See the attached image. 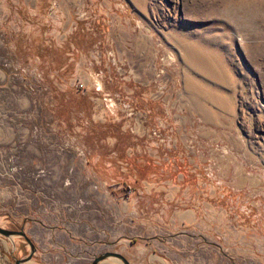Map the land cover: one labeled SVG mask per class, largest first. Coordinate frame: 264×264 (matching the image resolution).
I'll return each mask as SVG.
<instances>
[{
	"label": "rangeland",
	"instance_id": "1",
	"mask_svg": "<svg viewBox=\"0 0 264 264\" xmlns=\"http://www.w3.org/2000/svg\"><path fill=\"white\" fill-rule=\"evenodd\" d=\"M7 1L0 226L34 244L22 264H264V0ZM29 253L0 234V264Z\"/></svg>",
	"mask_w": 264,
	"mask_h": 264
},
{
	"label": "water",
	"instance_id": "2",
	"mask_svg": "<svg viewBox=\"0 0 264 264\" xmlns=\"http://www.w3.org/2000/svg\"><path fill=\"white\" fill-rule=\"evenodd\" d=\"M0 234L5 236V237H11L13 235L22 236L30 246L29 255L26 256L25 258L15 260V264H22V263L27 262L31 259L32 255L35 251V246L32 243V241L30 240V238L26 235V232L23 229L13 230V229H6V228H3L0 226ZM109 257L117 258L123 264H130V262L126 259V257H124L121 253L112 252V251H106V252L94 257L91 264H99L101 261H103Z\"/></svg>",
	"mask_w": 264,
	"mask_h": 264
},
{
	"label": "crops",
	"instance_id": "3",
	"mask_svg": "<svg viewBox=\"0 0 264 264\" xmlns=\"http://www.w3.org/2000/svg\"><path fill=\"white\" fill-rule=\"evenodd\" d=\"M13 0L7 1L6 3L9 4V2H12ZM19 1V0H18ZM24 2H26L25 0H23V4H25ZM0 3L2 5V8L4 7L3 5V0H0ZM9 34L8 32V28H4V26L2 28H0V37H6ZM0 52H2L3 50H8L9 44L8 43H3L2 41H0Z\"/></svg>",
	"mask_w": 264,
	"mask_h": 264
}]
</instances>
